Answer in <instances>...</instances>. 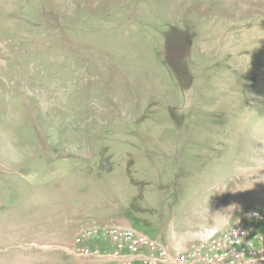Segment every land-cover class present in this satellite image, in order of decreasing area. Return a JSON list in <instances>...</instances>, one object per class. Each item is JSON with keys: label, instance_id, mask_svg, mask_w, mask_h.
I'll return each mask as SVG.
<instances>
[{"label": "rangeland", "instance_id": "obj_1", "mask_svg": "<svg viewBox=\"0 0 264 264\" xmlns=\"http://www.w3.org/2000/svg\"><path fill=\"white\" fill-rule=\"evenodd\" d=\"M248 209L264 0H0V264H92L58 247L93 225L184 249Z\"/></svg>", "mask_w": 264, "mask_h": 264}, {"label": "built area", "instance_id": "obj_2", "mask_svg": "<svg viewBox=\"0 0 264 264\" xmlns=\"http://www.w3.org/2000/svg\"><path fill=\"white\" fill-rule=\"evenodd\" d=\"M58 249L92 264H264V214L248 209L227 229L210 230L184 249L113 225L83 227Z\"/></svg>", "mask_w": 264, "mask_h": 264}, {"label": "clouds", "instance_id": "obj_3", "mask_svg": "<svg viewBox=\"0 0 264 264\" xmlns=\"http://www.w3.org/2000/svg\"><path fill=\"white\" fill-rule=\"evenodd\" d=\"M229 209L231 210V212H232V211H239V210H240V209H239V206L236 205V204L230 205V206H229ZM253 215H255V214H253Z\"/></svg>", "mask_w": 264, "mask_h": 264}, {"label": "crops", "instance_id": "obj_4", "mask_svg": "<svg viewBox=\"0 0 264 264\" xmlns=\"http://www.w3.org/2000/svg\"><path fill=\"white\" fill-rule=\"evenodd\" d=\"M78 231H79V229H78V230H75V231L72 233L71 240H70L69 242H71V241H72V239H73L74 235H75V234H76Z\"/></svg>", "mask_w": 264, "mask_h": 264}]
</instances>
